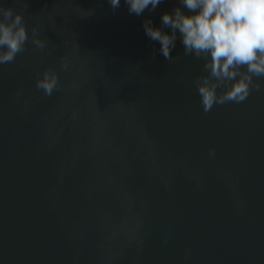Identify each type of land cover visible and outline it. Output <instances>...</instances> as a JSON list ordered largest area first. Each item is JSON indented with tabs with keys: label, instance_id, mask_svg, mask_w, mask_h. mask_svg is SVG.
<instances>
[{
	"label": "water",
	"instance_id": "95a60500",
	"mask_svg": "<svg viewBox=\"0 0 264 264\" xmlns=\"http://www.w3.org/2000/svg\"><path fill=\"white\" fill-rule=\"evenodd\" d=\"M178 4L0 0L29 29L0 65V264H264V88L205 112L204 61L143 27Z\"/></svg>",
	"mask_w": 264,
	"mask_h": 264
},
{
	"label": "clouds",
	"instance_id": "9594fccd",
	"mask_svg": "<svg viewBox=\"0 0 264 264\" xmlns=\"http://www.w3.org/2000/svg\"><path fill=\"white\" fill-rule=\"evenodd\" d=\"M123 2L130 14L140 16L146 9L154 11L163 0ZM109 4L115 10L121 0H109ZM143 27L146 36L158 42L165 59L177 58L172 51L179 40L184 56L204 61V74L194 86L205 112L216 105L242 103L253 90L264 88V0H179L177 7L162 14L159 26L145 20ZM31 35L33 45L43 49L37 29ZM28 41L23 13L0 5V65L13 62ZM57 85V74L49 70L36 84L48 96Z\"/></svg>",
	"mask_w": 264,
	"mask_h": 264
}]
</instances>
